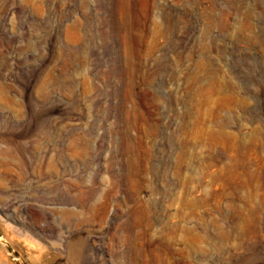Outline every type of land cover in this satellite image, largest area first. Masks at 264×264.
<instances>
[{
  "label": "rangeland",
  "instance_id": "374dc122",
  "mask_svg": "<svg viewBox=\"0 0 264 264\" xmlns=\"http://www.w3.org/2000/svg\"><path fill=\"white\" fill-rule=\"evenodd\" d=\"M0 264H264V0H0Z\"/></svg>",
  "mask_w": 264,
  "mask_h": 264
}]
</instances>
